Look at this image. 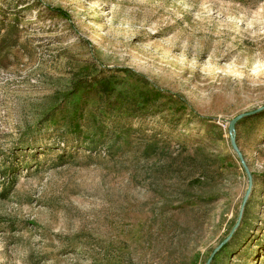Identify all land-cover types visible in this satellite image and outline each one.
<instances>
[{"label":"rangeland","instance_id":"obj_1","mask_svg":"<svg viewBox=\"0 0 264 264\" xmlns=\"http://www.w3.org/2000/svg\"><path fill=\"white\" fill-rule=\"evenodd\" d=\"M225 240L264 264V0H0V264Z\"/></svg>","mask_w":264,"mask_h":264},{"label":"water","instance_id":"obj_2","mask_svg":"<svg viewBox=\"0 0 264 264\" xmlns=\"http://www.w3.org/2000/svg\"><path fill=\"white\" fill-rule=\"evenodd\" d=\"M261 110V109H260ZM258 110V111H260ZM249 114H241L239 116H237L235 119H233L232 121H230V125H229V131H230V134H231V140H232V144H233V147L235 148V150H237L239 152V149H238V146H237V143H236V138H235V126L237 124V122L239 120H241L243 117L247 116ZM239 156L241 157V154L239 152ZM250 183H251V176H250ZM228 240H225L212 254L211 258L208 260L207 264H211L213 258L215 257V255L219 252V250L223 247V245L225 243H227Z\"/></svg>","mask_w":264,"mask_h":264},{"label":"trees","instance_id":"obj_3","mask_svg":"<svg viewBox=\"0 0 264 264\" xmlns=\"http://www.w3.org/2000/svg\"><path fill=\"white\" fill-rule=\"evenodd\" d=\"M51 9V8H50ZM51 10H53V11H56V12H58V13H63L61 10H59V9H51Z\"/></svg>","mask_w":264,"mask_h":264}]
</instances>
